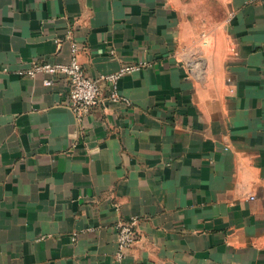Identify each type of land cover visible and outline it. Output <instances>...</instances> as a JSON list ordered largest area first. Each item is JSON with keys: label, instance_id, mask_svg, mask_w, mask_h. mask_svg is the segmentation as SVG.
<instances>
[{"label": "crops", "instance_id": "obj_1", "mask_svg": "<svg viewBox=\"0 0 264 264\" xmlns=\"http://www.w3.org/2000/svg\"><path fill=\"white\" fill-rule=\"evenodd\" d=\"M74 42L128 101L20 73ZM0 264H264V0H0Z\"/></svg>", "mask_w": 264, "mask_h": 264}, {"label": "built area", "instance_id": "obj_2", "mask_svg": "<svg viewBox=\"0 0 264 264\" xmlns=\"http://www.w3.org/2000/svg\"><path fill=\"white\" fill-rule=\"evenodd\" d=\"M79 44L71 46L72 57L69 61H38L31 62L29 67L20 73L35 77L45 75L44 83L52 85L56 79H63L70 83L71 91L68 104L80 117L89 113L101 101L103 87L109 90V98L114 101H128L119 90V81L126 74L139 70L144 63L123 64L118 70L101 75L99 78L88 75L83 64L78 59ZM117 229V258H126L129 249L137 240L138 234L135 221H120Z\"/></svg>", "mask_w": 264, "mask_h": 264}]
</instances>
